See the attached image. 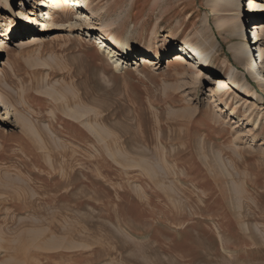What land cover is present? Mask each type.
I'll return each mask as SVG.
<instances>
[{"label": "rangeland", "instance_id": "rangeland-1", "mask_svg": "<svg viewBox=\"0 0 264 264\" xmlns=\"http://www.w3.org/2000/svg\"><path fill=\"white\" fill-rule=\"evenodd\" d=\"M84 1L99 36L138 52L115 67L59 7L37 44L23 41L43 34L31 16L33 31L5 37L0 264H264V88L229 49L234 0ZM25 3L43 13L13 0V20ZM165 37L217 49L194 69L166 56ZM231 65L249 93L213 102L212 76Z\"/></svg>", "mask_w": 264, "mask_h": 264}, {"label": "bare ground", "instance_id": "bare-ground-1", "mask_svg": "<svg viewBox=\"0 0 264 264\" xmlns=\"http://www.w3.org/2000/svg\"><path fill=\"white\" fill-rule=\"evenodd\" d=\"M50 1L51 3H49ZM263 1L264 0H245L243 2V0H234V4L236 3V6L238 7V16H240V20L237 22V24H235L234 26L232 25L233 27L231 26L230 29L227 30L229 33L227 35L230 40H232V45L229 47V49L233 54L234 60L237 63L243 64L251 78L264 88ZM12 4L13 0H0V35L3 36L0 38V52L7 51L8 44H6L5 42L6 36H8V38L25 36L28 35L30 31L34 30V27L32 26L30 20H28L29 16H31V21L34 20L35 22H37V25L40 26L43 34L37 33L30 35L23 38V41H26L27 44H37L42 39H44L46 37L45 34L51 31L56 25L55 21L57 17L56 13L58 7L59 11H63L64 15L62 16H65V18H63V20L61 21L63 25L65 24V22L69 21L68 19H71L70 16L72 12L78 13L74 25L76 27H81L83 23H87L88 35H91L96 45L98 44V50H105L107 52L109 51V57L113 61L115 67L120 69L123 68L127 58L132 57L133 53H135L136 51L138 52V41H123L115 35H112V37H107L104 35V33L99 36L98 32L101 31L102 28L93 23L92 17L90 16V11L84 0H42V7L46 6L44 7V10H42V14H39L36 9H32L31 11L26 10L24 7H26L27 4L25 3L22 5V9L19 12L18 20H13V16L11 14ZM1 12H3V16ZM4 13L9 14V16L4 15ZM38 14L40 15V18L36 19ZM5 16H8V20L4 19ZM244 16L245 18L250 17L251 21H255L254 23H251V31L249 32L244 27V23L246 26V20L245 22H243ZM70 24L73 25V23ZM5 31H7V34L5 33ZM250 32H253V43L249 42L252 41ZM149 35L150 39L149 41L147 40L149 45L158 40V36L155 32H151ZM248 37H250V39H248ZM136 40L138 39L136 38ZM114 44L117 47L128 48L127 52H125L126 55L124 54V52L117 50V47L111 48V46ZM164 44L168 47V53L166 56L172 53V56L170 58L174 59L178 64H189L194 69H201L202 67H206L211 60L212 53L217 49L216 42H211L210 45L206 47L205 43H192L188 40L177 43L171 37H165ZM131 48L136 49V51L131 50ZM153 50L154 49L152 47H144V50H140V52L149 54L152 53ZM256 51H258L257 55L255 54ZM119 52L121 53L120 58H116V55H119ZM142 58L145 63H151L149 60L150 56H143ZM239 72V69L235 65H231L230 73L228 76H225V74L222 73L213 74V90L210 91L212 92L211 94L213 102L222 103L223 101L219 97L222 94L230 92L236 93L237 91H240L248 95L252 83H250L246 78L241 80L238 77ZM254 99H262V95L258 91H254L252 100ZM1 107L2 105L0 102V108Z\"/></svg>", "mask_w": 264, "mask_h": 264}]
</instances>
